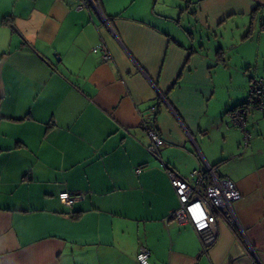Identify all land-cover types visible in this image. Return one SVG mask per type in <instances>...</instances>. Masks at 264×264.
I'll use <instances>...</instances> for the list:
<instances>
[{"label": "crops", "instance_id": "crops-1", "mask_svg": "<svg viewBox=\"0 0 264 264\" xmlns=\"http://www.w3.org/2000/svg\"><path fill=\"white\" fill-rule=\"evenodd\" d=\"M98 1L0 0V264H140V246L149 264H264V114L247 113L246 148L228 117L264 78V0ZM256 32V60L233 64L224 44ZM161 162L233 182L242 233L218 222L203 255L166 221Z\"/></svg>", "mask_w": 264, "mask_h": 264}, {"label": "built area", "instance_id": "built-area-1", "mask_svg": "<svg viewBox=\"0 0 264 264\" xmlns=\"http://www.w3.org/2000/svg\"><path fill=\"white\" fill-rule=\"evenodd\" d=\"M91 5L99 9L98 0H87L83 6ZM103 62L111 63L113 58L104 44L92 48ZM250 111H260L264 114V78L251 81L246 102L228 114L230 123L241 129L243 133V148L250 142L246 131V114ZM150 143L147 151L157 157V149L163 145L161 137L153 130L146 131ZM161 168L167 173L178 200V208L167 218V222L190 224L199 237L201 253L208 256L210 249L218 237V222L224 223L233 233H242L233 210V203L241 195L236 186L227 178L219 177L214 167L204 164L191 172L189 179L179 176L173 169L161 162ZM138 173L139 170H136ZM79 195L65 194L64 202L71 206ZM249 252L254 255L253 248L247 244ZM149 251L139 247L137 260L140 264H149Z\"/></svg>", "mask_w": 264, "mask_h": 264}, {"label": "rangeland", "instance_id": "rangeland-1", "mask_svg": "<svg viewBox=\"0 0 264 264\" xmlns=\"http://www.w3.org/2000/svg\"><path fill=\"white\" fill-rule=\"evenodd\" d=\"M258 34L259 33L256 32V34L254 35V37H253V40L254 41L253 42L245 43V44L241 45L240 47L238 45L237 48H232V45H230L229 43L224 44V47L226 49H229V51L227 52V54H229L231 56V58L233 59L232 60L233 61V64H237L239 67H242L243 69L246 68L245 67L246 63L245 62L244 63L243 62H238L240 59L238 60L237 59V56H238V54H242V53L247 52V51H250V52H248V53H250V55L252 54L253 50L255 49L254 46H255V44H256V42L258 40ZM226 39H228V38H226ZM226 39H225V41H226ZM250 57H252V59L249 58V60H251L250 62L256 60V58H255L254 55H251Z\"/></svg>", "mask_w": 264, "mask_h": 264}, {"label": "trees", "instance_id": "trees-1", "mask_svg": "<svg viewBox=\"0 0 264 264\" xmlns=\"http://www.w3.org/2000/svg\"><path fill=\"white\" fill-rule=\"evenodd\" d=\"M250 85H251V84H250ZM249 88H250V87H249ZM245 102H246V100H245ZM245 102H244V103H245ZM244 103H243V104H244ZM240 106H242V105H240ZM240 106H238V107H240ZM238 107L234 108V109L231 110L230 112L234 111V110L237 109ZM230 112H229V113H230ZM246 115H247V114H246Z\"/></svg>", "mask_w": 264, "mask_h": 264}]
</instances>
